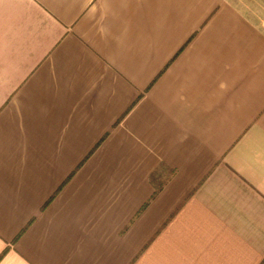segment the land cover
Wrapping results in <instances>:
<instances>
[{
  "label": "crops",
  "instance_id": "obj_1",
  "mask_svg": "<svg viewBox=\"0 0 264 264\" xmlns=\"http://www.w3.org/2000/svg\"><path fill=\"white\" fill-rule=\"evenodd\" d=\"M0 264H264V0H0Z\"/></svg>",
  "mask_w": 264,
  "mask_h": 264
}]
</instances>
